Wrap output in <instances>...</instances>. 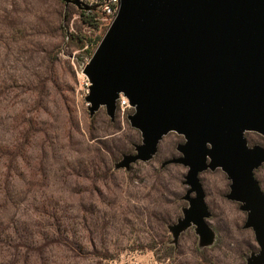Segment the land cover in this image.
Here are the masks:
<instances>
[{
	"label": "rangeland",
	"instance_id": "rangeland-1",
	"mask_svg": "<svg viewBox=\"0 0 264 264\" xmlns=\"http://www.w3.org/2000/svg\"><path fill=\"white\" fill-rule=\"evenodd\" d=\"M104 32L59 0H0V264H246L257 243L219 168L199 174L213 242L199 246L194 226L172 242L187 168L162 162L179 155L181 135L116 167L141 136L131 107L112 120L103 106L88 112L82 69ZM254 177L264 190V163Z\"/></svg>",
	"mask_w": 264,
	"mask_h": 264
},
{
	"label": "water",
	"instance_id": "water-1",
	"mask_svg": "<svg viewBox=\"0 0 264 264\" xmlns=\"http://www.w3.org/2000/svg\"><path fill=\"white\" fill-rule=\"evenodd\" d=\"M82 72L90 115L103 106L112 120L120 95L133 108L127 119L141 141L116 167L149 160L168 132L183 137L179 155L162 162L187 168V206L169 226L172 242L189 226L199 246L213 242L199 174L219 168L257 243L246 264H264V190L254 177L264 146L244 136H264V0H119Z\"/></svg>",
	"mask_w": 264,
	"mask_h": 264
},
{
	"label": "built area",
	"instance_id": "built-area-1",
	"mask_svg": "<svg viewBox=\"0 0 264 264\" xmlns=\"http://www.w3.org/2000/svg\"><path fill=\"white\" fill-rule=\"evenodd\" d=\"M77 1L86 5L96 6L95 9H98L100 11V15L98 17L100 25L105 26V28L113 20L119 6V0H77ZM117 107L120 110L129 108L130 106L128 104L127 98L120 95L117 101Z\"/></svg>",
	"mask_w": 264,
	"mask_h": 264
},
{
	"label": "trees",
	"instance_id": "trees-1",
	"mask_svg": "<svg viewBox=\"0 0 264 264\" xmlns=\"http://www.w3.org/2000/svg\"><path fill=\"white\" fill-rule=\"evenodd\" d=\"M60 2H62L61 0H59ZM64 3V2H62ZM69 6H71L76 12L79 13L80 19L83 22L84 25L93 28V29H101V30H105V26L100 25V22L98 20V17L100 15V11L98 9H91V10H84V9H79L74 5L68 4ZM100 36L97 38L96 42L93 44L91 51H90V55L92 54L94 48L96 47V45L98 44L99 40H100ZM69 40L74 42L75 44H77L78 46H83L85 44L86 41V37L85 35H76L71 33L69 35ZM91 44V43H88Z\"/></svg>",
	"mask_w": 264,
	"mask_h": 264
},
{
	"label": "flooded vegetation",
	"instance_id": "flooded-vegetation-1",
	"mask_svg": "<svg viewBox=\"0 0 264 264\" xmlns=\"http://www.w3.org/2000/svg\"><path fill=\"white\" fill-rule=\"evenodd\" d=\"M179 153V152H178Z\"/></svg>",
	"mask_w": 264,
	"mask_h": 264
}]
</instances>
